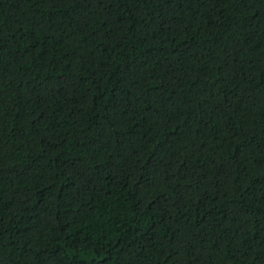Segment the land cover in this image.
Returning <instances> with one entry per match:
<instances>
[{"label": "trees", "instance_id": "trees-1", "mask_svg": "<svg viewBox=\"0 0 264 264\" xmlns=\"http://www.w3.org/2000/svg\"><path fill=\"white\" fill-rule=\"evenodd\" d=\"M0 264H264V0H0Z\"/></svg>", "mask_w": 264, "mask_h": 264}]
</instances>
